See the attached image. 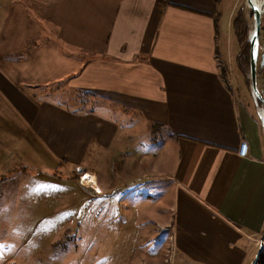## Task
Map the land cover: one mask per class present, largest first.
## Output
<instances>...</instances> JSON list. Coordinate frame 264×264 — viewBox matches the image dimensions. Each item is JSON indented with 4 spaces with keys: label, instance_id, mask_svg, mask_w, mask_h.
<instances>
[{
    "label": "crops",
    "instance_id": "1",
    "mask_svg": "<svg viewBox=\"0 0 264 264\" xmlns=\"http://www.w3.org/2000/svg\"><path fill=\"white\" fill-rule=\"evenodd\" d=\"M219 6L0 0V176L22 166L58 180L72 161L110 201L147 204L159 227L148 239L166 233L167 249L139 264H250L264 235V130L222 73L239 6ZM54 87L99 104L56 103Z\"/></svg>",
    "mask_w": 264,
    "mask_h": 264
},
{
    "label": "rangeland",
    "instance_id": "2",
    "mask_svg": "<svg viewBox=\"0 0 264 264\" xmlns=\"http://www.w3.org/2000/svg\"><path fill=\"white\" fill-rule=\"evenodd\" d=\"M255 1L258 3L262 0ZM218 2L219 9L224 7L228 10L234 5L244 4L250 26H254L252 9L246 0ZM229 45L234 63L228 62L231 68L227 67L233 76L236 94L245 105L251 106L254 117L261 123L258 111H261L262 103L255 99L252 92L250 64L241 66L237 62L240 44L235 35L230 38ZM263 45L264 16L258 63V84L264 95V77L259 74ZM57 89L54 87L49 90L46 98L56 103L66 99L71 105L88 108L99 104L97 99L89 95H76ZM37 96L39 98L40 95ZM151 131L154 137L161 140L158 128H152ZM6 155L7 152L0 153V164ZM91 157L85 160L90 166ZM66 162L67 165L54 169L58 175L63 176L58 180L35 178V169L29 170L22 166L4 171L5 174L0 176V245H3L0 247V264H139L140 261H149L152 254L167 249L165 232L148 239L150 232L159 227L150 219L147 220L149 223L144 221L146 211L143 214L142 209L147 204H137L136 208H131L119 196L116 201H110L108 194L98 193L91 186L94 178L90 174L83 178L86 184L81 183L80 172L73 168L74 162ZM105 162L108 172V162ZM8 165L14 166L12 163ZM136 195L146 197L147 192ZM115 214L118 215L117 221L112 218ZM130 215L132 219L129 220Z\"/></svg>",
    "mask_w": 264,
    "mask_h": 264
},
{
    "label": "water",
    "instance_id": "3",
    "mask_svg": "<svg viewBox=\"0 0 264 264\" xmlns=\"http://www.w3.org/2000/svg\"><path fill=\"white\" fill-rule=\"evenodd\" d=\"M246 2L249 4L250 8L252 9L253 18H254V29L249 36V40L251 44L250 79L252 85V92L255 99L260 100L264 108V96L258 84V63L260 57L259 49H260V33L262 29V13L253 0H246ZM261 65H264V53L261 54ZM262 126L264 130V114H263ZM263 248H264V244L263 242H260L259 249L250 264H256V262L260 258V254L263 251Z\"/></svg>",
    "mask_w": 264,
    "mask_h": 264
},
{
    "label": "trees",
    "instance_id": "4",
    "mask_svg": "<svg viewBox=\"0 0 264 264\" xmlns=\"http://www.w3.org/2000/svg\"><path fill=\"white\" fill-rule=\"evenodd\" d=\"M244 7L245 5L241 4L236 10V13L232 21V26L240 44V50L237 55V62L241 66L243 65L248 66L250 64V47H251L249 36L253 31L254 26L253 27L250 26L249 19ZM227 72H228V67L226 64H223L222 73L226 75ZM259 74L260 76L264 77V65L261 66L259 70ZM256 264H264V248Z\"/></svg>",
    "mask_w": 264,
    "mask_h": 264
},
{
    "label": "built area",
    "instance_id": "5",
    "mask_svg": "<svg viewBox=\"0 0 264 264\" xmlns=\"http://www.w3.org/2000/svg\"><path fill=\"white\" fill-rule=\"evenodd\" d=\"M261 13H262V17H263L264 16V6L261 9ZM262 48H264V45H263ZM261 111H262V113H261ZM261 111L260 110L258 111V115H259V117L261 119V123H262L263 114H264V108H263V106L261 108ZM248 147H249L248 142L247 141H242L241 144H240L239 154L242 155V156H246L247 153H248ZM87 174H88L87 172L82 173L81 176H80V180H83L84 176H86ZM260 242H263V244H264V238H262ZM259 245H260V243H259Z\"/></svg>",
    "mask_w": 264,
    "mask_h": 264
},
{
    "label": "bare ground",
    "instance_id": "6",
    "mask_svg": "<svg viewBox=\"0 0 264 264\" xmlns=\"http://www.w3.org/2000/svg\"><path fill=\"white\" fill-rule=\"evenodd\" d=\"M253 1H254V3L256 4V6H257L260 10L263 8V6H264V0H262V1L258 2V3H256L255 0H253ZM261 113H262V111H261Z\"/></svg>",
    "mask_w": 264,
    "mask_h": 264
},
{
    "label": "snow or ice",
    "instance_id": "7",
    "mask_svg": "<svg viewBox=\"0 0 264 264\" xmlns=\"http://www.w3.org/2000/svg\"><path fill=\"white\" fill-rule=\"evenodd\" d=\"M3 245H0V247H2Z\"/></svg>",
    "mask_w": 264,
    "mask_h": 264
}]
</instances>
